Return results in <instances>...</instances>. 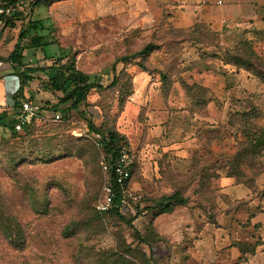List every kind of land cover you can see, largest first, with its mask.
<instances>
[{
  "label": "rangeland",
  "instance_id": "1",
  "mask_svg": "<svg viewBox=\"0 0 264 264\" xmlns=\"http://www.w3.org/2000/svg\"><path fill=\"white\" fill-rule=\"evenodd\" d=\"M15 1L21 8L31 0ZM209 1L52 0L35 9L33 18L47 15L53 32L55 46H44L45 55L57 47L53 55L64 51L66 62L105 88L91 91L94 100L67 119H39L21 134L0 129V264H204L196 251L203 239V219L218 227L215 216L235 208L226 188L217 186V178H254L259 190L264 187V84L236 72L250 62L264 78V34H251L250 46L240 40L227 52L213 36L198 34V40L194 33L176 31L199 20L212 6ZM9 29L2 30L1 40ZM190 38L216 45L215 51L202 52L197 45L186 50L188 44L183 43ZM145 45L153 47L147 55L121 60ZM1 49L0 45V53ZM231 61L237 66L225 65ZM139 62L154 74L147 80L151 91L139 93L141 105H136L130 99L131 74L141 70ZM223 67L230 72L218 70ZM159 70L169 71V83L190 73L188 83L204 75V83L219 87L220 106L202 110L200 105L193 113L213 131L202 135L205 140L192 138L175 145L173 153L186 157L182 168L175 165L174 154L166 155L169 146L156 143L166 120ZM230 84L238 86L232 93L240 103L221 104ZM170 94L175 97L171 106H180L182 92ZM42 97L51 105L57 100L51 93L33 100ZM236 108L228 118L227 112ZM88 122L103 132L123 135L135 157L128 188L140 197L123 210L124 219L95 208L106 176L103 153ZM144 125L148 127L142 131ZM142 134L137 156L136 142L130 139ZM209 178L208 188L202 183ZM173 190L187 201L168 212L153 207L154 200ZM257 199L262 200L259 195ZM166 228L173 229L169 236ZM211 238L200 247L211 251L215 234Z\"/></svg>",
  "mask_w": 264,
  "mask_h": 264
},
{
  "label": "crops",
  "instance_id": "2",
  "mask_svg": "<svg viewBox=\"0 0 264 264\" xmlns=\"http://www.w3.org/2000/svg\"><path fill=\"white\" fill-rule=\"evenodd\" d=\"M216 1L217 0L209 1L212 6H209V9L203 10L202 16L199 20H196L189 25L184 24L180 26V29L189 30L195 26H201L205 29V31L214 34L220 45L229 49L238 44L240 40L251 43L253 40L251 34L257 33L258 35L263 36L264 0H219V5H216ZM50 2H52V0L45 5H48ZM39 5L40 4L33 8L29 5L21 7L20 10L25 11L24 15L16 17L13 20V23L7 24L6 22L4 29L6 27L10 28L8 32L9 35L6 36L5 40H1L0 38V45L2 46V52L0 53V62L2 63L0 66V113L3 111H7L9 114L12 113L14 103L13 98L19 86L21 71L50 66L56 57L52 53L57 50V47L48 57L44 53V48L40 49L32 46L29 39L33 35V32L29 31L20 42V48L22 50V57L20 60L22 65L18 66L14 64L11 66L10 64H7L6 66L5 64L6 59L12 52L14 45L17 43L20 30L24 28L25 23H27L28 20L43 21L45 27L49 30L48 32H50L48 38H52L53 32L48 24L47 15L38 16L39 14L37 13L38 18H33L34 11ZM9 42L11 43V46L7 47ZM48 46L55 45L53 43ZM214 49L215 48L210 47L206 50V52H214ZM4 66H6L5 71L2 70ZM184 71L189 72L188 70ZM229 72L230 71L228 70V73ZM243 72L247 73L246 76L251 75L246 71ZM36 74L37 76H41L43 78L42 73H33L31 75L36 76ZM148 77L149 75L142 70L131 74L133 95L130 99L132 104H140L138 103L139 93L151 91L150 85H148L147 81ZM189 77H191L190 73H188L185 78L182 75V78L185 81L186 78ZM203 77L204 75L196 82H186L190 85L196 83L207 89L213 98L208 105L218 108L219 87H213L204 83ZM34 81L35 80H32L30 84L25 87L23 91L24 97L34 95L36 89L35 84L33 83ZM161 86L163 91L161 100L165 103L166 120L163 123L164 128L160 135V139L156 142L158 144H162L163 140L161 139V136L168 129V112L170 109L174 108L171 104L175 100V97L170 93L172 91L182 92V95L178 97L180 106L175 108H181L184 104H186L185 88L179 81L178 83L171 82ZM236 89L238 90V86L230 84L227 86L226 91L230 93ZM40 94L42 95L44 93H38L36 96H39ZM94 98V95L90 92L87 95L86 101H93ZM226 103L229 104L230 101L227 100ZM146 126L148 127V125ZM146 126H142V131H144ZM142 136L143 134L139 137L137 136L130 139V142H136L135 152L137 156L141 154L139 147L140 143L143 142ZM186 141L188 140L164 144L169 146L166 148V155L174 154L172 155L174 156V163L180 159L184 162L186 161V157L182 156L178 152L175 151L173 153L175 145L183 144ZM175 155L178 156L176 157ZM256 180L257 179L253 182V187H248L243 183H237L232 177L226 176L223 178H217V186L220 188H226L224 191L228 196V200L230 203L235 205V208L219 213L215 216L218 227L212 225L211 220L207 221L206 219H203V229L200 231L203 239L196 243V247L198 248L196 251L200 252L198 256H200L201 262L203 261L204 264H264V187L259 190V183ZM257 195H259L260 199H262L261 202H258ZM171 231H173V229L166 228V235L171 234ZM213 234H215V241L213 246H211L213 249L209 251L205 250L204 245L200 247V244L202 242L204 243V240H212L211 235Z\"/></svg>",
  "mask_w": 264,
  "mask_h": 264
},
{
  "label": "trees",
  "instance_id": "3",
  "mask_svg": "<svg viewBox=\"0 0 264 264\" xmlns=\"http://www.w3.org/2000/svg\"><path fill=\"white\" fill-rule=\"evenodd\" d=\"M12 3H15V0H9ZM50 0H31L29 2V6L32 8L37 6L38 4H47ZM32 10V9H31ZM20 11V12H19ZM23 10H20L18 8L15 13L8 19L7 24L13 23V20L16 17L24 15ZM32 31L33 35L30 37V44L36 48L43 49L44 46H48L50 44H53L54 41L52 38H48L50 35V32H48V28L45 27L43 21H30L28 20L27 23H25L24 28H22L18 34L17 43L14 45V48L12 52L9 54L6 61L13 66L14 64L21 66V48H20V42L21 40L26 36V34ZM178 32H188V33H194L196 39H200L198 37V34L202 35H210L213 36L215 42L219 45L217 41V37H215L214 34L205 31V29L201 26H195L189 30L185 29H176ZM193 38H190V40L186 41L183 44H188V46L185 48L186 50L191 49L193 46H198L199 49L202 50V52H206L210 47L216 48V45H210L201 41H195L192 40ZM197 43V44H196ZM204 43V44H203ZM238 44H236L233 48H224V51H234ZM241 45L250 46L251 43L247 41H242ZM182 48V46L180 47ZM153 49L152 45H145L142 49L139 51L129 55L125 56L121 60H130L134 58H140L145 55H147L151 50ZM219 52H216L212 54L211 56H215V54H218ZM249 55L252 53L251 50H249ZM255 56V53H253ZM256 54V58H257ZM258 59V58H257ZM66 53L63 51L61 54L59 53L58 56L55 57L54 61L50 66L43 67V68H35V69H26V71L20 72V78H19V86L16 90L13 98V107H12V113H8L7 111H3L0 113V129H6L11 134H21L24 132L26 128H28L33 122L39 119L43 118H54L55 114L59 115L60 118L67 119L72 112H79L81 106H85L87 104L86 98L87 95L95 90L99 91L104 89L101 84L96 83L95 81L91 80V75H88L86 73H83L82 71L78 70L72 63L66 62ZM139 68L146 72L148 75H153L154 72L147 71V69L143 68V66L139 63H137ZM225 65L229 66H237L235 62H225ZM237 71H246L250 73L252 76L259 79L264 84V78L262 77V74L257 72L254 68H252V64L250 62L246 63V65L242 64L241 67H237ZM241 68V69H240ZM219 71H222L223 74L226 73V69L223 67V69L218 68ZM33 73H42L43 78L41 76H32ZM160 80L162 81V84L166 85V83H169L168 80L171 79L169 76V71H166V74L163 73L162 70L157 71ZM176 79V78H175ZM174 79V80H175ZM32 80H35V93L32 96L24 97L23 91L27 85L30 84ZM185 88V95H186V104H184L181 108H172L168 112V121H167V127L168 129L162 134L161 139L164 143L171 144L173 142H182L188 139H198V140H205L203 138L204 133H207L208 130L210 132L213 131V128L207 123L202 120H198L194 116L195 108L198 109V107L201 105L202 110L207 109L208 104H210L211 100L213 99L211 97L210 92L203 88L202 86L193 83V85L188 84L183 78H179L178 80ZM114 83V82H113ZM112 83V84H113ZM37 92V93H36ZM51 93L54 94L56 97L55 104H49L48 101L40 98L39 101L33 100L38 93ZM197 93V95H196ZM228 97L226 100L221 101V104L226 102L227 100L230 101V104L233 105L234 103H240L238 99H234V95L232 92L227 94ZM41 99L43 101H41ZM24 100H32L33 102L37 103L39 105V112L35 117H33L26 125L22 127L20 131H16L15 126L17 123V115L19 114V107ZM220 106V101H218ZM218 106V107H219ZM240 108V107H238ZM238 108L235 110H229L227 112V117H230V113L238 112ZM88 128L90 131L94 132L95 134H99L101 137V150L102 152L107 155L109 164L113 165L115 162L116 152L122 148L127 149L130 151V148L128 147V143L126 141V138H124L123 135L118 133L115 130H107L106 132L101 131L100 127H94L92 123L88 122ZM214 131L217 134L218 133V127H214ZM203 135V136H202ZM206 138V137H205ZM131 152V151H130ZM132 153V152H131ZM187 161L177 160L175 165L178 168H182ZM135 165V163H134ZM134 165L132 167V170L134 169ZM209 171V170H208ZM211 173V171H209ZM185 174H187V171H185ZM132 176V171H131ZM227 177H232L235 179L237 183H243L244 185L248 187H253L254 178L250 179H239V177H236L234 175L227 174ZM110 182L112 180L110 179ZM211 178L206 179L203 181V184H206L209 187H211ZM198 187V182L194 183ZM187 186V184H186ZM187 201V197L183 196L179 190H173L171 192H166L156 200H154L153 207L154 208H160L161 211H170L174 205L176 204H184ZM125 208H120L117 206V203H114L113 207L105 212H113L117 214L118 216L122 217L121 213H123V210ZM122 219H124L122 217ZM128 221V220H127ZM128 223H130L128 221Z\"/></svg>",
  "mask_w": 264,
  "mask_h": 264
},
{
  "label": "built area",
  "instance_id": "4",
  "mask_svg": "<svg viewBox=\"0 0 264 264\" xmlns=\"http://www.w3.org/2000/svg\"><path fill=\"white\" fill-rule=\"evenodd\" d=\"M18 8L19 5L16 2L12 3L9 0H0V34L6 26L8 19ZM1 65L2 63L0 62V66ZM18 111L19 114L16 117L17 123L15 126L16 131H20L24 125L37 115L39 112V105L32 100H24L22 101ZM54 119L58 120L59 115L55 114ZM95 137L97 138V144L101 148L102 145L100 142V135L96 134ZM134 163L135 157L133 153L125 148L116 152L115 162L113 165L109 164L107 155L103 153L101 168L106 176V180L95 204L97 211H108L113 207L114 203H117V206L120 208H127L130 206V202L138 200L140 195L136 194V191L128 188ZM110 179L112 182H110Z\"/></svg>",
  "mask_w": 264,
  "mask_h": 264
}]
</instances>
